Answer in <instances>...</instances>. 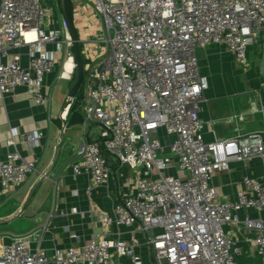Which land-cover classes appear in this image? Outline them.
Masks as SVG:
<instances>
[{"label":"built area","instance_id":"obj_1","mask_svg":"<svg viewBox=\"0 0 264 264\" xmlns=\"http://www.w3.org/2000/svg\"><path fill=\"white\" fill-rule=\"evenodd\" d=\"M86 1L102 33L91 42L106 44L100 59L90 56L84 63L83 137L70 166L75 174L90 176L89 194L112 177L117 164L143 173L131 178L134 191L100 214L102 224L138 223L147 234L152 264H236L242 248L225 225L254 232L250 239L264 258V220L248 212L264 210V183L245 175L238 199L220 200L213 182L215 172L228 169L231 160L264 161V132L205 141L200 111L207 80L197 54L199 48L224 44L246 64L249 45L264 31V0ZM51 16L44 0H0L1 94L26 85L37 102L49 100L44 78L56 65L49 44L65 51L73 64L70 70L64 66L59 77L72 78L76 60L68 29L64 20L62 28L51 24ZM24 45L27 66L19 55L9 58L13 48ZM75 99H67L62 119ZM161 130L173 137L169 152ZM42 134L35 130L22 139L35 144ZM36 172L38 161L16 149L0 157L4 186L20 187ZM139 244L136 237L111 241L94 232L84 247L57 250L53 263L121 264L115 257L126 256L131 264H145ZM0 264H50V259L21 237L0 249Z\"/></svg>","mask_w":264,"mask_h":264},{"label":"crops","instance_id":"obj_2","mask_svg":"<svg viewBox=\"0 0 264 264\" xmlns=\"http://www.w3.org/2000/svg\"><path fill=\"white\" fill-rule=\"evenodd\" d=\"M44 2L52 14L56 11L60 17L54 0ZM70 2L73 24L83 41V55L86 60L90 56L100 59L102 55L91 48L96 45L91 40L98 34L91 4L86 0V5L81 0ZM51 18V24L62 28L63 17H60V26L54 24ZM47 50L56 59L54 69L44 78L43 91L49 100L37 102L26 85H20L11 92L0 93V157L6 159L16 149L24 157L36 159L39 164V172L30 175L20 187L4 186L0 183V249L16 238H26L32 249L40 247L49 257L50 264H54L57 250H65L69 246L84 247L94 232H100L111 241L117 238L127 241L138 238L140 244L137 252L145 264H152L151 249L146 242L147 234L141 231L138 223L105 226L100 221L102 212H111L123 196L134 191L131 178L136 174L143 176V173L117 164L107 182L94 187L90 194L87 192L91 184L90 176L87 173L75 174L70 166V161L77 152L74 149L75 139L72 137V140L65 142V135L68 132L74 135L73 127L81 124L70 125L68 119L61 117L64 105L70 97L74 73L71 79L60 78L66 53L58 50L56 44H49ZM28 53V45L16 47L11 50L9 58L19 55L21 64L27 66ZM197 54L200 72L207 80L200 111L204 120L205 141L264 132V31L260 33L256 43L249 45L246 64H241L235 53L224 44H210L199 48ZM71 65L73 66L72 62L69 63ZM62 81L69 82V87L61 85ZM35 130L43 133L38 143L33 144L22 139V135ZM161 132L165 151L169 152V143L173 137L166 135L163 130ZM82 137L80 132L81 142ZM11 139L15 140V144L10 143ZM61 141L63 143L58 150ZM173 172L183 174L177 169ZM245 175H251L264 183L263 159L253 157L244 162L231 160L228 169L217 170L213 182L218 198L237 200L238 191L245 188ZM33 189L32 201L25 208L26 200ZM245 212L243 210L240 214L243 216ZM248 212L252 217L264 220V210ZM43 226H46L44 230ZM225 229L236 245L242 248V253L236 259L241 256L257 257L264 264L263 256L257 253L250 239L254 232L231 225H225ZM115 258L121 264H131L126 256Z\"/></svg>","mask_w":264,"mask_h":264},{"label":"water","instance_id":"obj_3","mask_svg":"<svg viewBox=\"0 0 264 264\" xmlns=\"http://www.w3.org/2000/svg\"><path fill=\"white\" fill-rule=\"evenodd\" d=\"M61 11H62L63 20L66 24V27L68 29V33H69L71 41H72V45H73V49H74V56H75V60H76V69H77L76 79H75V81H74V83L70 89L69 96H70V98H76L78 96L80 89H81L82 82L84 79V59H83L82 47L80 46V42H83V41L78 36V33H77L75 27L72 25V23L70 21V18H69L68 12H67V8H66V0H61ZM63 134H64V130H63ZM63 134H62V137H63ZM62 143L63 142L61 141V143L58 147V150H60ZM57 156L58 155H56V159H57ZM47 177L49 178V174L47 175ZM33 191H34V189L31 191V193L29 194V196L26 200L25 208L32 201Z\"/></svg>","mask_w":264,"mask_h":264},{"label":"rangeland","instance_id":"obj_4","mask_svg":"<svg viewBox=\"0 0 264 264\" xmlns=\"http://www.w3.org/2000/svg\"><path fill=\"white\" fill-rule=\"evenodd\" d=\"M45 1H47V3L49 2V0H45ZM55 2H56V10H57V12H59V14H60V17H62V11H61V6H59L60 5V2L58 1V0H54ZM52 8H54V7H52ZM90 9H91V11H92V9H93V6H91L90 7ZM60 17H59V15H58V13H56V11H55V13H53L52 14V18H51V20L54 22V24H56L57 26H60V24H59V20H60ZM100 21H98V25H100V23H99ZM61 23V22H60ZM64 26V23H63V25H62V27ZM65 27V26H64ZM89 35H91V33L89 34ZM98 35H102V33L100 32V33H98L97 34V36ZM95 38H96V34H95ZM99 38H102V36H100ZM106 43L104 42V41H100V43L98 44L99 46H96L95 44V47H91L92 49H94L95 51H97L99 54H103V51H102V49L101 48H103L104 47V45H105ZM93 45V46H94ZM102 51V52H101ZM61 85H66L67 87H69V85H70V83L69 82H65V81H62V83H60ZM74 128V135H70L69 134V132H68V134H66L65 135V142L67 143L69 140H72V139H70V138H72V137H74V149H78L79 148V145L81 144V140H80V132H81V135L83 136V128H82V126H75V127H73ZM93 128L94 129H98L99 130V128L97 127V125H95L94 124V126H93ZM160 133L162 134V132L160 131ZM73 146V145H72ZM236 262H237V264H261L260 262V259H258L257 257H255V258H250V256L249 257H246V256H241V257H239V258H237L236 259Z\"/></svg>","mask_w":264,"mask_h":264},{"label":"trees","instance_id":"obj_5","mask_svg":"<svg viewBox=\"0 0 264 264\" xmlns=\"http://www.w3.org/2000/svg\"><path fill=\"white\" fill-rule=\"evenodd\" d=\"M60 1L61 0H59V2ZM66 8H67V12H68L70 21H71L72 25L74 26V24H73V9H72V5H71L70 0H66ZM80 46L83 47V42H80ZM72 50L74 52V49H72ZM83 59H84V63H85L86 58L84 55H83ZM76 75H77V69H75V71H74V75H73V78L71 81L72 85L76 79ZM82 94H83V82H82L81 89L78 93V96L76 97V99H75V101L71 107L70 114H69L71 118L70 117L67 118L70 125L71 124H81L83 121V115H82V111H81V108L79 105L81 102ZM69 118H70V120H69Z\"/></svg>","mask_w":264,"mask_h":264},{"label":"bare ground","instance_id":"obj_6","mask_svg":"<svg viewBox=\"0 0 264 264\" xmlns=\"http://www.w3.org/2000/svg\"><path fill=\"white\" fill-rule=\"evenodd\" d=\"M67 61H69L68 62V66H67ZM71 62H72L71 59H68V60L65 61V67H66L67 70H69L72 67V65L69 66V63H71Z\"/></svg>","mask_w":264,"mask_h":264}]
</instances>
